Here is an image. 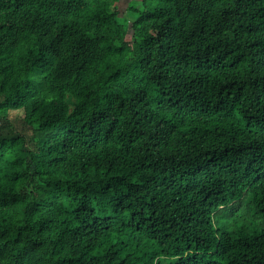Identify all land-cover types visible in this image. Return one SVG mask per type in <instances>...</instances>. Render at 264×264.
Returning a JSON list of instances; mask_svg holds the SVG:
<instances>
[{"label": "trees", "instance_id": "16d2710c", "mask_svg": "<svg viewBox=\"0 0 264 264\" xmlns=\"http://www.w3.org/2000/svg\"><path fill=\"white\" fill-rule=\"evenodd\" d=\"M118 1L0 0V264H264V0Z\"/></svg>", "mask_w": 264, "mask_h": 264}, {"label": "rangeland", "instance_id": "374dc122", "mask_svg": "<svg viewBox=\"0 0 264 264\" xmlns=\"http://www.w3.org/2000/svg\"><path fill=\"white\" fill-rule=\"evenodd\" d=\"M131 0H119L118 1V12L119 18L122 19V15L127 16L130 20L132 19V13L129 9V4ZM11 118V122L21 131H23L27 137L34 143L33 136H34V129L28 125H25L22 121V110H11L9 113ZM248 210L247 203H242V207L239 209V213L244 214ZM255 219L254 216L248 213V216H243L242 218L236 217V221L230 215V207L226 206L223 207L221 210L217 211L214 215V222L215 226L219 229L226 227L229 230H232L236 225L246 223V222H253ZM177 257H164L162 259L163 264H172L177 261Z\"/></svg>", "mask_w": 264, "mask_h": 264}]
</instances>
